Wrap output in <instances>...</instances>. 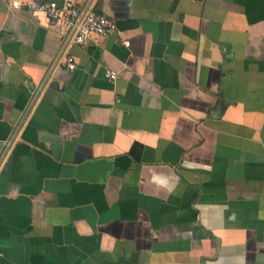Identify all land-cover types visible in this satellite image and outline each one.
<instances>
[{
    "label": "crops",
    "instance_id": "0c3cea01",
    "mask_svg": "<svg viewBox=\"0 0 264 264\" xmlns=\"http://www.w3.org/2000/svg\"><path fill=\"white\" fill-rule=\"evenodd\" d=\"M14 1L0 264H264V0H71L82 46Z\"/></svg>",
    "mask_w": 264,
    "mask_h": 264
},
{
    "label": "built area",
    "instance_id": "2783aa9c",
    "mask_svg": "<svg viewBox=\"0 0 264 264\" xmlns=\"http://www.w3.org/2000/svg\"><path fill=\"white\" fill-rule=\"evenodd\" d=\"M13 9L25 7L35 13L47 16L49 23L53 27H58L62 37L71 36V40L76 45H84L87 40L98 42L99 37L114 34L118 27L114 20L106 15L98 13L92 9L82 10L77 8L71 0H63L62 4L55 1L38 4L31 0L12 2ZM129 45V42H125ZM63 65L69 70L76 68L74 58L66 54ZM110 79H117L116 72H109Z\"/></svg>",
    "mask_w": 264,
    "mask_h": 264
}]
</instances>
